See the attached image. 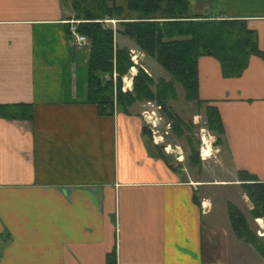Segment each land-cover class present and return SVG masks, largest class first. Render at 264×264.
Segmentation results:
<instances>
[{
	"label": "crops",
	"instance_id": "0c3cea01",
	"mask_svg": "<svg viewBox=\"0 0 264 264\" xmlns=\"http://www.w3.org/2000/svg\"><path fill=\"white\" fill-rule=\"evenodd\" d=\"M197 2L202 15L245 20L264 56V0ZM116 4L125 10L126 0ZM73 18L69 0H0V108L30 111L16 119L0 109V264H264L230 225L218 227L211 195L212 187L243 192L239 172L264 182V58L251 55L236 78L223 77L214 58L198 59L201 115L217 109V148L234 175L202 183L171 165L164 136L143 133L140 103L100 116L87 102L88 49L73 47ZM114 38L136 56L130 86L136 67L151 77L156 61ZM243 198L248 226L264 228Z\"/></svg>",
	"mask_w": 264,
	"mask_h": 264
},
{
	"label": "trees",
	"instance_id": "16d2710c",
	"mask_svg": "<svg viewBox=\"0 0 264 264\" xmlns=\"http://www.w3.org/2000/svg\"><path fill=\"white\" fill-rule=\"evenodd\" d=\"M69 1L73 19L79 21L76 31L88 41L86 99L96 106L100 116H111L115 109L127 113L133 104L144 101H155L164 112L167 109L170 83L160 82L152 91L151 77L140 67H136L132 77V89L122 91V79L134 64L129 50L118 48L114 43L115 33L132 40L141 52L153 58L179 83L186 99L197 106L205 103L198 99L200 57L217 60L225 78L238 77L251 55L264 58L257 46L256 33L248 28L245 20L218 19L197 13L194 9L197 0H126L125 10L116 0ZM106 20H116L120 30L107 27ZM66 32L69 35L68 28ZM0 109L5 118H30L28 106L9 105ZM204 113L205 129L217 135L219 145L224 131L218 111L207 105ZM165 115L173 133L183 137L186 126L180 118L170 112ZM142 131L150 135L145 127ZM186 141L191 145L188 137ZM187 163L193 168L201 164L198 151L192 146ZM238 177L252 204L251 217L264 222V182L246 172H239ZM228 221L236 239L250 245L264 258L263 242L251 231L244 215L231 204H228Z\"/></svg>",
	"mask_w": 264,
	"mask_h": 264
},
{
	"label": "rangeland",
	"instance_id": "374dc122",
	"mask_svg": "<svg viewBox=\"0 0 264 264\" xmlns=\"http://www.w3.org/2000/svg\"><path fill=\"white\" fill-rule=\"evenodd\" d=\"M118 1L119 3H122L124 0H118ZM72 15L74 16L73 12ZM104 22L107 27H111L115 31L120 30V27L117 24L116 20H106ZM116 34L118 33H115V35ZM69 36H70V32H69ZM114 43H116L115 38H114ZM73 47L77 48L74 45ZM83 47L87 49L88 41H87V45H84L80 48ZM155 64L156 66H158V68L150 67L151 72H149L151 74V80H152V86H151L152 91H155L156 86H158L160 82L170 83V85H168L169 88L167 90V102H166L167 109L166 112L162 110L161 116L163 117L166 123L170 124V128L167 129L168 134L164 135V137H165V144L166 145L168 144L171 147V149L168 151L169 153H167L168 160L171 163V165L176 166L177 164H181L178 166L180 169H182V172L185 174L186 179L188 177L191 179L202 181V183L203 182L225 183L231 178L233 179L234 175L230 171V168H228L229 164L227 158H225L223 152L221 151L222 149L217 148V144H216L217 137L205 129V118L201 115L202 108H199V106H197L195 102L187 100L185 97V93L182 87L179 85V83L173 81L169 73H167L164 69H162L157 63ZM132 71L134 72V70ZM127 77L129 78H124L122 81V85L125 84V87H126V80H130L131 75L127 74ZM147 102L150 101L139 102L140 111L145 108L143 106ZM168 112L179 117L182 123L186 126L185 131L183 130V135H184L183 137H178L176 136L175 133H173L171 129V122L166 118L165 115V113ZM161 130L163 131L165 130V128H162ZM187 137L190 139L191 145L187 143L186 141ZM204 141L207 142V145L211 149V155L208 158V160L205 162L202 161L200 157V150L203 147ZM191 146L194 149H197L198 151L199 160L200 162H202L199 167L197 166L193 168L190 167L187 163V156L190 154ZM164 152L166 153L165 150ZM178 160H180L179 163ZM230 181L228 183H231ZM212 190H214L213 193L211 192L213 204H214V210H213L214 213H212V219H214L215 223H219V225L216 224L218 225V227L220 226V224L229 226L230 224L228 221V204L233 205L239 211L242 210V207H238V205L240 204V198L243 192L238 187H234V188L228 187V189H226L225 192L224 191L221 192L222 191L221 188H216V187H212ZM205 193L207 194V192ZM243 200L245 202L244 203L245 208L251 209L252 207L250 202L246 198H243ZM251 231H253L255 235L258 237V235L256 234L257 230L255 228H252ZM218 236L217 239L215 240L216 242L218 241V239H220L218 238Z\"/></svg>",
	"mask_w": 264,
	"mask_h": 264
},
{
	"label": "built area",
	"instance_id": "2783aa9c",
	"mask_svg": "<svg viewBox=\"0 0 264 264\" xmlns=\"http://www.w3.org/2000/svg\"><path fill=\"white\" fill-rule=\"evenodd\" d=\"M69 24V32L73 41V45L77 48L87 45L86 37L77 33L76 31V25L78 24V21H71ZM131 59L133 60L134 57H131ZM143 107L145 108L141 112L142 121L148 128L153 141L155 139L162 141L163 136L168 134L167 129L170 128V124L166 123L161 116V106L156 102H147ZM162 128H165V130L162 131ZM256 234L259 237H264V228L262 227L261 229L257 230Z\"/></svg>",
	"mask_w": 264,
	"mask_h": 264
},
{
	"label": "bare ground",
	"instance_id": "6f19581e",
	"mask_svg": "<svg viewBox=\"0 0 264 264\" xmlns=\"http://www.w3.org/2000/svg\"><path fill=\"white\" fill-rule=\"evenodd\" d=\"M130 80H126V87H130ZM205 140V139H204ZM210 149L209 146L207 145V142L204 141L203 143V149H202V154L204 156H210Z\"/></svg>",
	"mask_w": 264,
	"mask_h": 264
}]
</instances>
